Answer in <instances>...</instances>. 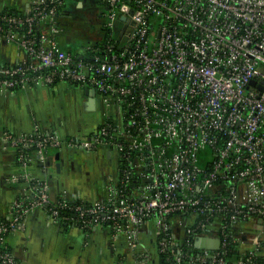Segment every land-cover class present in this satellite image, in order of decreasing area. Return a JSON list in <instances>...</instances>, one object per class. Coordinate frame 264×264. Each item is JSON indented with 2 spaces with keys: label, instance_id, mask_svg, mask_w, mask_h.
<instances>
[{
  "label": "built area",
  "instance_id": "built-area-1",
  "mask_svg": "<svg viewBox=\"0 0 264 264\" xmlns=\"http://www.w3.org/2000/svg\"><path fill=\"white\" fill-rule=\"evenodd\" d=\"M65 1L37 0L28 12L0 14V39L28 55L0 65V91L60 81L94 90L116 115L68 145L117 152L120 165L106 197L93 202L53 201L45 185L33 184L0 222V264H21L7 238L36 208L84 230L108 224L133 249L151 223L167 260L230 264L224 254L235 242L232 223H264V0H103V35L81 51L59 42ZM3 138L25 165L27 148L44 154L66 144L54 134L6 131ZM172 214L196 217L183 242ZM217 219L218 250L189 254L185 248H196V237ZM246 257L237 262L263 264L255 253Z\"/></svg>",
  "mask_w": 264,
  "mask_h": 264
},
{
  "label": "crops",
  "instance_id": "crops-1",
  "mask_svg": "<svg viewBox=\"0 0 264 264\" xmlns=\"http://www.w3.org/2000/svg\"><path fill=\"white\" fill-rule=\"evenodd\" d=\"M36 1L0 0V14L28 12ZM98 12V0H66L57 16L62 28L58 37L62 47L81 51L85 43L78 38L87 34L83 30L88 26V30L95 32ZM81 24L85 28H79ZM94 35L91 42L100 38ZM75 43L80 48H76ZM27 58L24 49L0 39V65ZM87 90L60 81L53 85L31 84L0 91V222L11 214L17 200L31 195L35 183L45 185L53 201L65 198L93 202L106 197L107 184L117 175L106 169L107 160L113 161L108 150L85 151L68 145V141L74 138L90 136L107 118L116 115V111L108 108L97 93L92 95ZM6 131L15 136L54 134L66 144L50 146L44 154L33 146L27 148L29 157L25 165L20 159L19 148L3 138ZM195 219L191 215L172 218V231L179 242L185 241L186 228ZM220 223L218 219L213 221L196 237L198 254L218 250L221 245ZM231 232L240 256L255 253L264 264V223L259 217L235 220ZM202 237L213 242L199 240ZM139 238L138 249H133L128 237L108 224L84 230L77 225L56 221L45 210L36 208L21 219V225L9 234L7 240L21 264H161L157 235L151 223L142 228ZM232 264L239 263L236 259Z\"/></svg>",
  "mask_w": 264,
  "mask_h": 264
},
{
  "label": "flooded vegetation",
  "instance_id": "flooded-vegetation-1",
  "mask_svg": "<svg viewBox=\"0 0 264 264\" xmlns=\"http://www.w3.org/2000/svg\"><path fill=\"white\" fill-rule=\"evenodd\" d=\"M98 6H99V12L97 13V16H96V19H97V23H95L94 27H95V32L96 34L101 37L103 35V32H104V24L106 22V7L104 6L103 4V0H98ZM117 30L115 32L118 33V27H116ZM91 42V41H90ZM88 42V43H90ZM86 44V43H85ZM84 44V45H85ZM111 157V159L113 161H109L110 159H106L107 160V164L105 165L106 166V169H109L110 171L112 170L113 174H117L118 172V168H119V165H120V158H119V154L117 152H113V153H110L109 155ZM105 158V156H104Z\"/></svg>",
  "mask_w": 264,
  "mask_h": 264
},
{
  "label": "trees",
  "instance_id": "trees-1",
  "mask_svg": "<svg viewBox=\"0 0 264 264\" xmlns=\"http://www.w3.org/2000/svg\"><path fill=\"white\" fill-rule=\"evenodd\" d=\"M60 10V9H59ZM6 12H10V13H19V12H15V11H6ZM59 13V12H58ZM183 215V214H182ZM186 215H188V214H186ZM171 217V219L174 217V215L172 214V215H170ZM193 240V239H192ZM236 242H233V241H231V243L229 244V246H228V249H227V252L224 254V256H225V258L227 259V260H229V263L231 264L232 262H233V260H236V259H239V258H244V259H247V257L246 256H244V257H242V256H240L239 254H238V252H237V250H236ZM185 250H187V252L189 253V254H192L193 256H197V254H198V251H197V249L196 248H194V247H191V248H185ZM167 256H171L170 254H168V253H165V254H162L161 255V264H176L175 263V261L174 260H167ZM257 260L259 261V262H262V259L261 258H259L258 256H257ZM190 261V258H187V259H185V260H183V262H189ZM192 262H193V264H208V263H201V262H199V260H196V259H194V260H192Z\"/></svg>",
  "mask_w": 264,
  "mask_h": 264
},
{
  "label": "rangeland",
  "instance_id": "rangeland-1",
  "mask_svg": "<svg viewBox=\"0 0 264 264\" xmlns=\"http://www.w3.org/2000/svg\"><path fill=\"white\" fill-rule=\"evenodd\" d=\"M79 28L83 29L85 28V25L81 24L79 26ZM89 29V26L86 27L83 31H87V34H84V35H81V38H78V41L80 42H84V43H88L89 41H91V38L93 37L94 38V34H96V32L94 31H91V30H88ZM98 37V36H97ZM95 39V38H94ZM86 41V42H85ZM79 43V42H78ZM78 43H75L74 45L76 46V48L79 47V44ZM80 48V47H79Z\"/></svg>",
  "mask_w": 264,
  "mask_h": 264
},
{
  "label": "water",
  "instance_id": "water-1",
  "mask_svg": "<svg viewBox=\"0 0 264 264\" xmlns=\"http://www.w3.org/2000/svg\"><path fill=\"white\" fill-rule=\"evenodd\" d=\"M124 19H125V17H122V20H124ZM253 82H254V81L252 80V83H253ZM87 91H88V93H91L92 95L95 94V91H94V90H91V91H90V90H87ZM199 240H207L209 243H210V241L213 242V240H211L210 238L207 239V238H205V237H202L201 239L199 238ZM219 240H220V239H219ZM217 248H219V247H217ZM212 249H213V248H212ZM213 250H215V248H214ZM206 255L209 256V257L211 256L210 253H207Z\"/></svg>",
  "mask_w": 264,
  "mask_h": 264
}]
</instances>
